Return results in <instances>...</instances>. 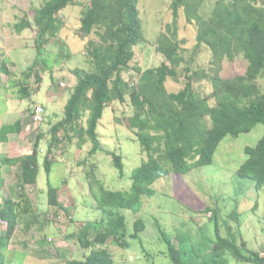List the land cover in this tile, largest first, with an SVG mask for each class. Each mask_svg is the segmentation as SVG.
Masks as SVG:
<instances>
[{"label": "trees", "instance_id": "1", "mask_svg": "<svg viewBox=\"0 0 264 264\" xmlns=\"http://www.w3.org/2000/svg\"><path fill=\"white\" fill-rule=\"evenodd\" d=\"M140 1L91 0L80 19L78 34L90 39L86 52L93 69L75 71L78 84L66 104L63 120L51 130L52 141L44 157L49 205L65 211L59 200L60 189L52 186L50 176L57 154L62 150L63 140L73 142V133L80 138V149L90 143V155L105 153L111 156L115 168L124 178L123 156L103 148L98 129L106 109L116 102H130L132 115L128 118V127L147 159L133 171L130 191L109 190L96 173L91 172L90 192L103 212V218L89 223L73 235L86 254L85 259L77 264H115L116 258L109 245L126 250L131 247L127 217L122 211L139 215L144 198H153L157 194L154 187L158 181L171 173L187 175L212 165L218 148L227 137L238 138L264 124V91L259 84V80L264 79V0H261L262 4L258 0H218L208 18L202 17L199 6H193L190 0H172L173 22L167 25L168 34L160 37L157 46L165 61L146 70L136 67L138 81L134 83L126 80L124 73L131 69L136 57L135 48L146 40ZM42 2L33 19L25 14L13 26L17 34L31 29L37 32L38 58L27 73H23L24 80L14 78L16 75L9 71L8 60L0 53V89L4 84L3 76L10 78L12 87L18 88L21 100L33 97L26 79L35 76L39 85L43 83L37 66L46 48L59 38L66 27L62 12L80 4V0ZM182 8L188 22L197 28V45L188 60L182 55V41L178 35ZM203 46L212 52L211 66L194 70L192 65ZM239 55H243L248 62L246 73L224 78V62H232ZM170 79L177 83L186 79L184 88L179 92H170L166 85ZM205 81L213 88L212 94L206 97L195 88L197 83ZM23 125L21 119L5 124L0 129V144L8 143L11 135L21 134ZM43 138L44 135L40 134L33 149L19 158L0 155V192L6 187L4 173L7 168H19V196L6 198L0 205V264H6L5 250L21 228L23 218L36 215L34 204L24 188L38 183ZM245 152L248 160L239 169L238 176L253 182L259 191L264 188V136L255 147H247ZM217 214L215 211L217 239L206 251L190 249L184 236H178L180 243L175 244L156 221L161 238L167 245L166 254L171 264H229L230 257L238 262L264 264V257L259 251L250 249L243 239L240 243V236L231 232L229 222L239 221L240 213L236 211L222 225ZM36 220L40 222L39 229L44 230L46 221L42 222L37 216ZM3 225H6V230L1 232ZM222 227L230 231L229 237L222 236ZM146 228L144 220L136 219L131 239H140ZM29 231L43 234V244H49L44 231H36L35 228ZM91 232L96 233L95 237Z\"/></svg>", "mask_w": 264, "mask_h": 264}, {"label": "rangeland", "instance_id": "2", "mask_svg": "<svg viewBox=\"0 0 264 264\" xmlns=\"http://www.w3.org/2000/svg\"><path fill=\"white\" fill-rule=\"evenodd\" d=\"M2 1L7 4L11 2V0H0L2 5L4 4ZM17 1L22 7L21 17L29 14L31 19H33L35 11L43 5L42 0ZM190 1L193 6H199V13L205 18L211 15L218 2V0ZM258 1L262 4L261 0ZM90 2L91 0H80L79 5L70 6L62 12L66 27L59 38L46 48L41 62L37 66L43 83L39 85L35 76L25 80L32 90V98L21 100L18 88H13L10 78L7 77L4 80L6 90L0 91V129L5 124H13L20 119L24 123V130L21 134L10 136L15 142L14 154H11L12 159L21 157L24 150H32L40 134L45 137L42 139V150L40 151L43 152V158H41L42 168L38 183L44 184V187H47L48 176L43 164L52 141L51 130L64 118L65 106L78 81L75 71L80 69L86 72L93 69L91 59L86 52L87 42L90 39L83 38L78 34L80 19ZM171 3L172 0L140 1V17L146 40L135 48L136 57L131 63V69L124 73L126 80L134 83L138 81L136 67L146 70L158 67L165 61L164 56L157 51V46L160 37L163 34H168L167 25L173 22ZM180 14L178 35L182 41V55L188 60L194 54L197 45V28L195 24L188 22L184 8L180 10ZM2 31L0 32V53L6 56L8 51L12 55L13 48L18 47L14 55L16 62H13L12 69L16 71L15 79L22 81L25 79L23 73H27L38 58L37 32L32 29L26 30V39L17 38L16 41H12L9 34L2 35ZM211 61L212 52L208 47L203 46L195 57L192 69H208L211 66ZM247 67L248 62L243 55H239L232 62H224L222 76L235 78L244 75ZM185 82L186 79L179 83L170 79L166 85L170 92L175 93L184 88ZM62 83H65L66 87H63ZM259 84L264 91V79H260ZM195 88L204 97L210 96L213 92L211 84L206 81L197 83ZM13 90L15 92H12ZM7 99H13L14 102V104L12 102L14 109L10 114L4 112ZM38 105H42L46 111L45 122L39 126L31 121L32 112ZM131 115L130 102L124 104L116 102L112 107L106 109L98 129L103 148L123 156L124 178L115 168L111 156L105 153L90 155L92 148L90 143L80 149L78 146L80 138L74 133L72 134L73 142L63 140L62 150L57 154L50 181L53 187L63 190L60 197L61 205L65 206L71 202L70 207L72 205L73 209H69L68 212L72 214L73 219L70 220L64 215L65 218L56 221L54 220L55 215H45L43 219H47L46 216H48L49 220L46 221L45 229L42 231L45 232L47 238H55H52L53 242H49L47 248H44L49 255V258L45 259V256H41L40 253V248L44 246V240H36L37 244L32 246L34 238L31 239V237L34 236L32 235L33 231L31 233L29 231L32 228L41 231L39 229L40 222L36 220V215H26L21 221V228L18 230L16 240L9 242V245L11 244L15 249H13V256L9 249L5 250L7 264H44L46 261L52 264H77L85 259V252L77 238L72 235L78 234L89 223L99 222L103 218V212L99 210L98 204L90 192L91 172L96 173L97 178L101 179L109 190L130 191L133 171L147 159V155L141 151L135 134L128 127V118ZM62 134H60L61 137ZM263 136L264 124H259L250 133L242 134L238 138L227 137L218 148L212 165L196 169L187 175L171 173L155 184L154 188L157 194L153 198H144L143 208L139 215H134L131 211H122V214L127 217L128 241L131 247L126 250L109 245L116 258L115 264H171V260L166 254L167 245L163 242L156 225L157 220L164 231L173 238L175 244L179 245L180 243L178 236H184L190 249L194 248L200 251L210 249L213 245L212 242L217 239L215 211L218 213L220 225L238 211L241 215L240 220L229 222L231 232L240 236V243L243 239L250 249L259 251L264 257V188L258 191L253 182L238 176L239 169L248 160L246 148L255 147ZM9 169L11 172L6 173L5 171L4 176L8 179V183L12 184L14 188L18 185V188L19 168L14 166ZM7 189H10L8 186H6V192L9 193ZM7 193L6 195H10ZM25 193L30 200L33 199L39 208L44 204L42 201L46 203L45 196L41 193L36 194V188L32 186H29ZM46 193H48V189H46ZM14 196L18 197L19 191L15 192ZM75 206L77 207L75 208ZM208 208H210L209 211ZM138 218L144 220L147 228L140 234V239L133 240L131 235L134 233L135 221ZM28 221L30 222L28 223ZM2 230H6V225H3ZM24 231H28L26 233L28 241L26 242L20 236V232ZM229 232L227 228L222 227L223 237H229ZM91 235L95 237L96 233L91 232ZM42 238L44 237L42 236ZM27 246L28 248H26ZM59 250L60 252H58ZM229 264L253 263L238 262L230 257Z\"/></svg>", "mask_w": 264, "mask_h": 264}, {"label": "crops", "instance_id": "3", "mask_svg": "<svg viewBox=\"0 0 264 264\" xmlns=\"http://www.w3.org/2000/svg\"><path fill=\"white\" fill-rule=\"evenodd\" d=\"M2 3H4L3 5L2 4H0V32L2 31V35H4V34H9V36H10V38H12L13 40L12 41H16V39L17 38H20V39H23V38H27V35H26V33L25 32H23L22 33V35H18L15 31H14V28H13V26H14V24L18 21V18L19 17H21V6L18 4V1L17 0H11V2L9 3V4H7V2H5V1H2ZM9 38V39H10ZM4 40V39H3ZM5 42V41H4ZM17 48L18 47H14L13 48V51H12V55H10L9 54V52L7 53L6 52V56H4L7 60H8V68H9V71L11 72V73H13L14 74V76L16 75V71H14V69H12V67H14L13 66V62H16L15 61V52H16V50H17ZM6 50V49H5ZM5 77L6 76H3V78H4V80H5ZM125 77V76H124ZM14 78H16V76L14 77ZM78 84V81L76 82V84L74 85V87L76 86ZM6 90V84H5V82H4V84L2 85V87H1V89H0V91L1 92H3V91H5ZM10 90V89H9ZM12 92H15V90H13ZM12 96V95H11ZM12 102H13V99H7V100H5V104L6 105H4V112H8L9 114L12 112V110L14 109V106H12ZM13 104H14V102H13ZM66 107V106H65ZM3 115V114H2ZM4 125V124H3ZM101 125V124H100ZM14 145H15V142H13L12 141V139H11V137H9V142L8 143H2V144H0V155H2V156H7V157H9V158H13L12 156H11V154L13 153V147H14ZM11 149V150H10ZM31 150H24V153L22 154V156L23 155H25V154H27V153H29ZM8 154V155H7ZM14 154V153H13ZM8 172H11V170L9 169V167L7 168V170H6V173H8ZM41 173V172H40ZM5 174V173H4ZM41 175V174H40ZM40 175H39V178H38V183H39V179H40ZM5 179H6V186H8V188H10V189H7L8 191H9V193H7L6 192V187L4 188V190L2 191V192H0V205L2 204V201H3V198L4 199H6V198H11V199H15V198H17L16 196H14V194H15V192H18L19 190H17L18 188H17V186L14 188V186H12V184H10V183H8L7 182V178L5 177ZM36 184V185H28V186H26L25 188H24V190H26V191H28V187L29 186H32V187H34V188H36V194L37 193H41L43 196H45V198L47 199L46 200V203L44 202V201H42V203H44L42 206H41V208H39V207H37L36 206V204H35V202H33V199H31V201L33 202V204H34V208H35V214H36V216L37 217H39L41 220H42V222H45V221H48V219H49V217L48 216H46L47 217V219H43L44 217H45V215H55V214H57L62 208L60 207V208H57V207H53V206H50L49 205V202H48V193H46V189H48V184H47V187H44V184ZM49 183V182H48ZM65 183H67V181H65ZM18 184H19V182H18ZM65 186H66V184H65ZM17 188V189H16ZM65 190H67V188H65ZM23 191V190H22ZM62 191L63 190H61L60 189V197H61V193H62ZM25 192V191H24ZM6 193L7 194H10V195H6ZM64 193H65V191H64ZM59 197V200L61 199ZM60 202H61V200H60ZM70 203L71 202H69V203H67V204H65V206H63L66 210H67V212H68V210L70 209V210H72L73 209V207H72V205H71V207H70ZM62 204V203H61ZM77 206H75V208H76ZM72 208V209H71ZM74 212V211H73ZM3 230H1V232H2ZM46 231V230H45ZM17 233H18V231L16 232V234H15V236L13 237V239L12 240H16V238H17ZM74 235V234H73ZM72 235V236H73ZM77 235V234H76ZM20 236H21V239H23L25 242L26 241H28V239L26 238V233H25V231L24 232H20ZM52 238H54V237H52ZM55 239V238H54ZM13 242V241H12ZM26 244V243H25ZM37 243H35V241H33V243H32V246L33 245H36ZM28 245V244H27ZM31 245V244H30ZM29 246V245H28ZM28 246L26 247V248H28ZM47 248V245H45L44 244V246L42 247V248H40L41 249V251H40V253H41V256L43 255V256H45L44 258L45 259H47V258H49V255H48V253L46 252V249H44V248ZM7 249H9V251L11 252V256H13L12 255V253H13V247L11 246V244L9 245V247L7 248ZM15 250V249H14ZM58 252H60V250L58 251ZM16 253H18V252H16ZM22 253H26V252H22ZM43 253H45V254H43ZM10 257V256H9ZM7 258V257H6ZM10 258H12V257H10ZM53 258V257H52ZM40 260V259H39ZM41 261V260H40ZM44 262V261H43ZM6 264H7V259H6ZM44 264H52V263H50V262H44Z\"/></svg>", "mask_w": 264, "mask_h": 264}, {"label": "built area", "instance_id": "4", "mask_svg": "<svg viewBox=\"0 0 264 264\" xmlns=\"http://www.w3.org/2000/svg\"><path fill=\"white\" fill-rule=\"evenodd\" d=\"M63 87H66L65 83H62ZM45 108L42 105H38L34 108L32 115H31V121L33 124H37L38 126L41 125L42 123L45 122ZM43 153V152H42ZM64 215H66V217H68L70 220L73 219L72 214H70L69 212H65V211H59L57 214H55L54 216V220L58 221V220H62L64 217ZM33 236H34V240H41V237L43 236V234L37 233V232H33ZM43 239V238H42ZM54 239L49 238L48 241L49 242H53ZM32 241V243H33ZM262 256V255H261Z\"/></svg>", "mask_w": 264, "mask_h": 264}, {"label": "clouds", "instance_id": "5", "mask_svg": "<svg viewBox=\"0 0 264 264\" xmlns=\"http://www.w3.org/2000/svg\"><path fill=\"white\" fill-rule=\"evenodd\" d=\"M63 139V138H62ZM42 150V149H41ZM25 191V190H24ZM60 211H65V210H63V209H61ZM65 212H67V211H65ZM68 213V212H67ZM70 213V212H69ZM50 237H48V239H49ZM7 259V258H6Z\"/></svg>", "mask_w": 264, "mask_h": 264}]
</instances>
